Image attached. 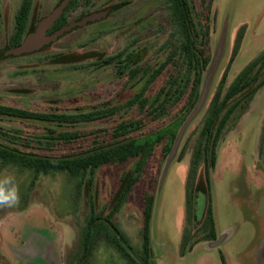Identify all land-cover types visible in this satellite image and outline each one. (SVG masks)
I'll return each mask as SVG.
<instances>
[{
	"label": "rangeland",
	"instance_id": "rangeland-1",
	"mask_svg": "<svg viewBox=\"0 0 264 264\" xmlns=\"http://www.w3.org/2000/svg\"><path fill=\"white\" fill-rule=\"evenodd\" d=\"M70 1L34 0L24 47L18 49L10 40L23 0H0V105L67 115L124 107L112 116L73 125L0 117V146L52 158L85 154L114 142L151 141L156 146L140 172L131 157L99 167L92 184L88 172L72 175L0 163V179L14 173L21 197L18 206L0 208V264H144L142 210L153 189L151 264H264V87L223 130L210 170L220 247L194 244L202 241L199 228L208 204L205 161L195 158L204 155L208 144L203 128L215 113L217 95L223 100L239 74L264 52V0H214L211 62L203 72L199 100L191 110L181 103L169 111L159 94L171 66L145 88L153 71L181 47L169 0H80L65 28L51 32ZM189 9L193 27L200 29V0H189ZM136 66L148 75L141 72L129 80L128 72ZM142 93L150 109L127 105ZM157 106L160 110L153 112ZM221 116L212 127L210 146ZM132 123L136 126L129 127ZM63 132L82 137L66 143L59 138ZM132 176L138 179L126 190ZM91 202L100 225L115 204L123 203L117 222L129 238L132 257L105 234L94 233L82 260ZM186 237L193 240L183 246Z\"/></svg>",
	"mask_w": 264,
	"mask_h": 264
},
{
	"label": "trees",
	"instance_id": "trees-1",
	"mask_svg": "<svg viewBox=\"0 0 264 264\" xmlns=\"http://www.w3.org/2000/svg\"><path fill=\"white\" fill-rule=\"evenodd\" d=\"M79 3L80 0H72L50 31L57 32L65 27L69 22L71 13L78 8ZM200 3L203 7V20L201 28L197 29V27H193L190 19L191 13L189 9V0H169L170 21L174 26L175 34L178 36V42H180L181 47L179 51L171 52L166 61L159 68L153 71V73L149 76L145 87L148 89L164 73V71L171 66L167 82L162 87L159 94V101L163 96V101L167 104L164 108L166 111H169L181 103H184V106L188 107L187 110H191L194 106H196L200 97L203 72L211 62L210 23L214 0H200ZM33 6L34 0H23V3L16 15L15 33L10 40L11 47H19L22 45L29 30ZM240 44L241 37L239 36L235 46V54L238 52ZM128 59H132V54L129 55ZM141 72L143 73V77L148 75L147 70H143L142 66L132 68L128 72L129 80L135 79ZM262 87H264V52L256 57V59L247 65V67L239 74L238 78L226 92L223 100L220 98V94H218L213 101L215 113L213 116L209 117L203 128V135L206 137L208 144L206 143L205 145L204 155L201 156V154H196L195 157L198 161H200L203 157V160L205 161V178L208 198L205 218L199 228V233L202 234V241L196 240L194 242L195 245L205 244L206 242L215 243L219 240L214 201L211 192L212 177L210 170L215 167L217 162V146L223 130L239 111L238 109L246 108L248 103ZM236 98H241L242 100L237 101L235 104L228 107V105L232 104ZM241 101L244 102L245 107L241 105ZM127 105H137L139 110L143 111L150 109L147 98H143V93L138 94L134 99L130 100ZM121 107L123 108L124 106L113 107L89 114L67 115L40 114L0 105V117L24 121H49L59 124L73 125L79 122H92L100 118L112 116ZM159 107L160 106L155 107L153 112H158L160 110ZM221 114L222 116L218 122L213 143L210 146L209 139L212 127L219 120ZM135 126L136 124L134 123L133 126L132 123L129 127ZM129 127L126 126L125 129H128ZM119 134H121V132L117 131L115 135L120 136ZM81 137L82 133L79 132H63L59 135V138L66 143L77 141ZM155 146L156 142L151 141H147V143L142 145L137 144L136 141L114 142L112 144L103 145V147L93 148L90 152L85 154L60 158L25 155L13 152L0 146V163L1 165H7L11 162H16L31 169H39L44 172L56 170L67 171L72 175H79L81 173L88 172L89 184H92V177L99 167L114 164L116 162H125L131 157L137 159L138 162L136 163V167L137 171L140 172L143 168H145L148 158L153 155ZM166 146L164 157L169 154L173 144ZM137 179L138 176L136 178H134V176L130 177L126 190L131 189ZM155 201V190L153 189L151 193L146 194L142 210L143 220L141 236L144 251V264H151L148 257L152 254L150 236ZM122 204V202L115 204L106 218V224L100 225L98 223L100 218L95 215V205L91 202V216L87 225L88 230L85 232V236L82 241V260L86 259L88 256L90 247L89 241L94 233H98L97 235L105 234L107 238H110L117 244L122 252H127L130 255L132 246L129 242V238L122 231L117 222V215L120 212ZM188 205L190 212H192V208H190L192 205L191 199L188 200ZM190 238L186 237L184 239L183 246L189 244Z\"/></svg>",
	"mask_w": 264,
	"mask_h": 264
},
{
	"label": "clouds",
	"instance_id": "clouds-1",
	"mask_svg": "<svg viewBox=\"0 0 264 264\" xmlns=\"http://www.w3.org/2000/svg\"><path fill=\"white\" fill-rule=\"evenodd\" d=\"M20 188L15 174L0 179V208H13L20 203Z\"/></svg>",
	"mask_w": 264,
	"mask_h": 264
},
{
	"label": "water",
	"instance_id": "water-1",
	"mask_svg": "<svg viewBox=\"0 0 264 264\" xmlns=\"http://www.w3.org/2000/svg\"><path fill=\"white\" fill-rule=\"evenodd\" d=\"M70 2H71V1H70ZM70 2H69V3H70ZM69 3H68V5H69ZM68 5H67V6H68ZM67 6H66L65 8H67ZM62 14H63V12H60V13H59V15H58V16L56 17V19L54 20L53 24H51L50 29L54 26V24L58 21V19L61 17ZM64 28H65V27H63L62 29H60V30L57 31V32L62 31ZM23 47H24V43H23L22 45H20L18 49H21V48H23ZM218 243H220L219 240H218L217 242H215L214 245L217 246Z\"/></svg>",
	"mask_w": 264,
	"mask_h": 264
},
{
	"label": "crops",
	"instance_id": "crops-1",
	"mask_svg": "<svg viewBox=\"0 0 264 264\" xmlns=\"http://www.w3.org/2000/svg\"><path fill=\"white\" fill-rule=\"evenodd\" d=\"M215 218H216V224H217V231H218V236H219V241H221V239H222V235H221V232H220V230L218 229V223H217V217H216V210H215ZM202 245H204V246H206V244H202ZM219 245V244H218ZM218 245L217 246H215V245H213V246H209V249H217L218 250V248L220 247H218ZM200 246V245H199ZM207 249H208V246H207Z\"/></svg>",
	"mask_w": 264,
	"mask_h": 264
}]
</instances>
